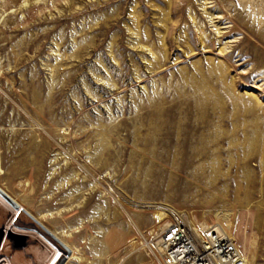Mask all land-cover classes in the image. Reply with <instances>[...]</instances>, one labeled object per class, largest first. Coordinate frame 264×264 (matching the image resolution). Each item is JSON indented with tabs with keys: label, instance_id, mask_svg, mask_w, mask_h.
Here are the masks:
<instances>
[{
	"label": "rangeland",
	"instance_id": "1",
	"mask_svg": "<svg viewBox=\"0 0 264 264\" xmlns=\"http://www.w3.org/2000/svg\"><path fill=\"white\" fill-rule=\"evenodd\" d=\"M204 136L213 183L171 180L161 142ZM120 194L264 264V0H0V264H160Z\"/></svg>",
	"mask_w": 264,
	"mask_h": 264
},
{
	"label": "built area",
	"instance_id": "2",
	"mask_svg": "<svg viewBox=\"0 0 264 264\" xmlns=\"http://www.w3.org/2000/svg\"><path fill=\"white\" fill-rule=\"evenodd\" d=\"M165 211L164 220L151 238H142L160 264H245L236 241L218 224L202 227L184 211ZM175 253L185 256L181 260Z\"/></svg>",
	"mask_w": 264,
	"mask_h": 264
},
{
	"label": "bare ground",
	"instance_id": "3",
	"mask_svg": "<svg viewBox=\"0 0 264 264\" xmlns=\"http://www.w3.org/2000/svg\"><path fill=\"white\" fill-rule=\"evenodd\" d=\"M205 8V7H204ZM205 14H207L210 18L213 16L212 14L209 15V12L204 11ZM217 26V25H216ZM218 31V28H216ZM219 32V31H218ZM217 34V33H216ZM226 50V48H225ZM223 67V66H222ZM218 70V68H217ZM198 106L200 107V110L202 113L206 112V110L209 107V103L208 101H206L204 98H201L200 101H196ZM198 110V108H197ZM213 111V110H212ZM159 114H161L159 112ZM159 117V116H158ZM158 119V118H157ZM161 119V118H160ZM159 119V120H160ZM158 121V120H157ZM162 119L160 121H158L157 123V127L155 128L156 131L159 130L161 128V125H163L162 123H164V121L161 123ZM194 121V120H193ZM201 122V121H200ZM195 124V123H194ZM193 124V125H194ZM191 125V124H190ZM164 126V125H163ZM189 126V125H188ZM190 127V126H189ZM208 127V126H207ZM194 129V128H193ZM208 132V131H207ZM190 134V133H189ZM192 134V133H191ZM207 135V134H206ZM219 135V134H218ZM188 137V135H186ZM195 136V135H194ZM184 138V137H183ZM199 138V137H198ZM178 139V138H177ZM215 138L214 137H200L198 140H193V138H187V139H179L178 141H176L173 144H167L166 142H161L162 147L166 148L169 147L171 150H162V152H160V156L161 157H165L168 158L170 164H171V169L174 172V178H171V180H176L175 177L177 176L176 174L178 172H184L188 177H190L191 179H193L194 182H191V184L194 183L195 187L198 186L197 183L200 184H204L206 186H209L210 184L213 183V181L216 178V172H215V168H213V172H212V176H208L205 171L207 168V163L209 160V145L211 143H215ZM165 152H167L165 154ZM215 153V152H214ZM212 156H215V154L211 153ZM159 156V155H158ZM205 158V159H204ZM213 159H215V162L217 161L216 157H212ZM191 184L186 181V185L188 188L191 187ZM1 196V195H0ZM4 198V197H3ZM120 198L127 203L128 205L131 206H135L136 208L139 209H154L155 210V214H154V218L157 219V222H162L165 218L166 215V211L165 209H173L172 207L170 208L167 205L164 204H154V203H145V202H139L133 199L128 198L127 195L125 194H120ZM1 199V198H0ZM3 201V200H2ZM18 220V219H17ZM15 220V221H17ZM132 220V219H131ZM228 222V220H227ZM230 222V220H229ZM228 222V227L230 226V223ZM217 224L231 237V234L228 232V230L221 225V223ZM202 227L203 226H207L206 223H201L200 224ZM227 227V228H228ZM139 230V229H138ZM48 239L52 240L51 237L45 235ZM70 236V234L68 235ZM53 241V240H52ZM56 245H58L56 243ZM61 247V246H60ZM75 247V246H74ZM54 249V250H53ZM77 249V248H76ZM52 250L54 251V255L53 257L50 259V261L48 262V264H57L60 260V258L62 257L60 251L56 250L53 246H52ZM52 251V252H53ZM251 251V250H250ZM243 252V251H242ZM251 253V252H250ZM176 256H178L181 260L184 258V254L183 253H175ZM244 254V260H245V264H250V258L248 256ZM59 258V259H58ZM193 262V260H196L195 258H191ZM253 259V258H252ZM58 260V261H57ZM187 263V262H186ZM195 263V261H194ZM188 264V263H187Z\"/></svg>",
	"mask_w": 264,
	"mask_h": 264
},
{
	"label": "water",
	"instance_id": "4",
	"mask_svg": "<svg viewBox=\"0 0 264 264\" xmlns=\"http://www.w3.org/2000/svg\"><path fill=\"white\" fill-rule=\"evenodd\" d=\"M3 193V192H2ZM3 195L9 200V201H11V202H13L12 201V199L9 197V196H7V195H5L4 193H3ZM0 238H1V236H0ZM53 240V239H52ZM54 241V240H53ZM55 242V241H54Z\"/></svg>",
	"mask_w": 264,
	"mask_h": 264
}]
</instances>
